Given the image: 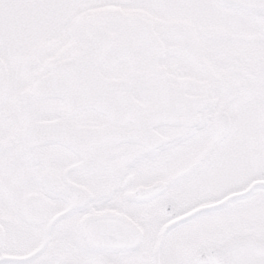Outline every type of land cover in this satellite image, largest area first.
Instances as JSON below:
<instances>
[{
  "label": "snow or ice",
  "instance_id": "6c2138e0",
  "mask_svg": "<svg viewBox=\"0 0 264 264\" xmlns=\"http://www.w3.org/2000/svg\"><path fill=\"white\" fill-rule=\"evenodd\" d=\"M0 264H264V0H0Z\"/></svg>",
  "mask_w": 264,
  "mask_h": 264
}]
</instances>
